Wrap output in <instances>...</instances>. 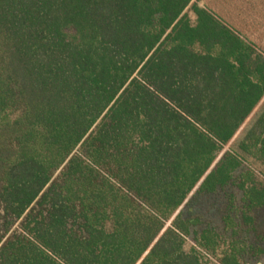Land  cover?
<instances>
[{"label":"trees","instance_id":"obj_1","mask_svg":"<svg viewBox=\"0 0 264 264\" xmlns=\"http://www.w3.org/2000/svg\"><path fill=\"white\" fill-rule=\"evenodd\" d=\"M247 166L264 0H0V264H242L183 212Z\"/></svg>","mask_w":264,"mask_h":264},{"label":"rangeland","instance_id":"obj_2","mask_svg":"<svg viewBox=\"0 0 264 264\" xmlns=\"http://www.w3.org/2000/svg\"><path fill=\"white\" fill-rule=\"evenodd\" d=\"M194 4L199 8L205 6L201 1ZM193 8L194 5L187 10V14L192 26H196L198 17ZM194 51L201 52V48L196 47ZM250 169V166L239 169L228 186L219 188L215 193L195 197L184 210V218L194 222L192 235L185 245L186 252L190 253L192 250L197 233L211 229L220 237L218 256L234 251L239 253L242 264H264V208H249L245 193L241 189L242 182L246 181L245 174ZM254 181L258 185L264 182L258 173ZM252 184L249 183L248 186ZM37 209L39 210V207ZM8 224L0 202V238L4 241L13 233H21V222L15 223L10 233L7 232Z\"/></svg>","mask_w":264,"mask_h":264}]
</instances>
